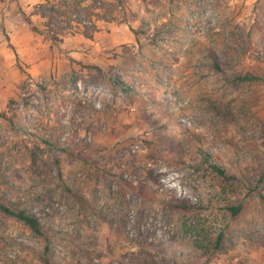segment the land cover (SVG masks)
<instances>
[{
    "label": "rangeland",
    "instance_id": "rangeland-1",
    "mask_svg": "<svg viewBox=\"0 0 264 264\" xmlns=\"http://www.w3.org/2000/svg\"><path fill=\"white\" fill-rule=\"evenodd\" d=\"M81 8L0 29V264H264V0Z\"/></svg>",
    "mask_w": 264,
    "mask_h": 264
},
{
    "label": "trees",
    "instance_id": "trees-1",
    "mask_svg": "<svg viewBox=\"0 0 264 264\" xmlns=\"http://www.w3.org/2000/svg\"><path fill=\"white\" fill-rule=\"evenodd\" d=\"M87 0H58L57 1V5L60 7L59 9L56 8V5H52L51 7H49V9L47 10L46 4H41L39 5L40 8V14L43 17H53V13H48V11H52L55 12L57 15H65V16H70L69 18L77 21L79 25H83L84 29L87 34L89 36L92 37V29L91 32L90 31V26L87 25L86 23H82V21H79L78 19H73V15H86V9H82L81 6L86 2ZM89 12V11H88ZM80 19H82L80 17ZM29 23L33 26L34 30L36 31H41V29H39V27H37L34 22L28 18ZM72 25L70 24L68 28H72ZM76 26V25H74ZM238 78L240 80H258L261 79L262 77L253 73H246V74H242L239 75ZM215 170L222 176H226V171L225 169H223L220 166L214 165ZM261 198L264 200V194H260ZM240 208L241 207H231V210L234 214H239L240 213ZM0 210L5 212L8 215L14 216L18 219H20L21 221H23L24 223L28 224L33 230H35L38 233H41V224L39 219L34 216L29 214L26 210L21 209V210H15L11 207H9L8 205H6L5 203L0 202Z\"/></svg>",
    "mask_w": 264,
    "mask_h": 264
},
{
    "label": "crops",
    "instance_id": "crops-1",
    "mask_svg": "<svg viewBox=\"0 0 264 264\" xmlns=\"http://www.w3.org/2000/svg\"><path fill=\"white\" fill-rule=\"evenodd\" d=\"M47 0H0V29L3 26V22L10 23L9 25H6L8 28L16 29L14 26L16 22L18 21V15H20L23 11V13H27L28 17H26L27 21L28 18H30L33 22V16H41L43 17L40 12L34 11L32 13V17L29 16V10L32 8L34 9L35 6H39L43 3H46ZM26 14V15H27ZM45 18V17H43ZM22 22V21H21ZM35 24V22H34ZM36 25V24H35ZM25 25H23L24 27ZM37 26V25H36ZM10 36H12L13 32H8ZM13 43L14 41L11 40ZM2 46V39L0 37V48Z\"/></svg>",
    "mask_w": 264,
    "mask_h": 264
},
{
    "label": "built area",
    "instance_id": "built-area-1",
    "mask_svg": "<svg viewBox=\"0 0 264 264\" xmlns=\"http://www.w3.org/2000/svg\"><path fill=\"white\" fill-rule=\"evenodd\" d=\"M32 86H34V83H31Z\"/></svg>",
    "mask_w": 264,
    "mask_h": 264
}]
</instances>
